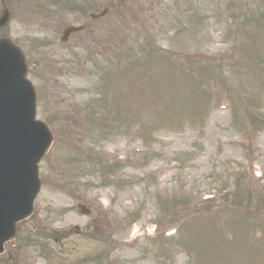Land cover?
<instances>
[{
  "label": "rangeland",
  "instance_id": "374dc122",
  "mask_svg": "<svg viewBox=\"0 0 264 264\" xmlns=\"http://www.w3.org/2000/svg\"><path fill=\"white\" fill-rule=\"evenodd\" d=\"M173 1L161 0L165 8L158 12L167 13ZM180 1L184 17L168 31L182 23L184 28L164 42L146 45L149 36L142 34L137 44L138 36L130 28L136 25L124 26L128 45L136 49L132 66L104 83L99 69L125 61L108 62L114 55L92 50L87 36L75 35L81 45L69 52L56 45L31 50L34 69L38 57L47 61L43 78H36L44 92L38 116L52 109L60 117L59 123L51 118L56 136L40 163L43 186L40 213L34 218L50 227L46 236L54 238L43 243V250L51 256L58 253L57 264L68 261L67 253L75 248L90 256L85 259L91 261L83 264H99L91 254L99 250L109 230L104 226L118 221L114 251L111 255L106 251L100 264H264V0ZM37 3L33 0L25 13L34 14ZM65 57L77 64H54L53 60L66 63ZM140 94L151 103L140 99L139 123L144 128L139 132H129L131 126L123 120L114 124L119 133L108 139L100 132L90 134L88 120L81 121L82 107L90 106L83 99L101 107L106 99L117 112L125 107L135 115L139 110L135 96ZM64 108H73L71 117L64 116ZM72 119L76 127L70 125ZM130 122L133 125L134 119ZM123 123L127 129L119 128ZM152 123L162 124L161 130L149 129ZM95 145L105 157L98 174L90 170L88 160ZM70 158L73 165L66 160ZM123 176L129 179L124 187L114 186ZM99 181L112 183L104 186ZM79 198L96 207L97 223L85 224L88 218L75 207ZM177 200L183 218L175 229L178 233L173 237L160 233L150 241L156 223V232L176 227ZM227 202L233 205H224ZM32 220L22 225V232L31 228ZM76 223L80 228L85 225L86 235L70 234V229L78 231ZM31 240L27 235L25 244L34 247ZM18 243L10 246L14 264H19ZM22 252L35 253L36 264H48L39 248L29 252L22 246Z\"/></svg>",
  "mask_w": 264,
  "mask_h": 264
},
{
  "label": "water",
  "instance_id": "95a60500",
  "mask_svg": "<svg viewBox=\"0 0 264 264\" xmlns=\"http://www.w3.org/2000/svg\"><path fill=\"white\" fill-rule=\"evenodd\" d=\"M21 75L22 105L18 98H14L16 106L7 108L0 104V250L2 241L12 237L14 222L32 208L38 189L31 184L35 162L51 141L47 128L34 119L35 103L23 69Z\"/></svg>",
  "mask_w": 264,
  "mask_h": 264
}]
</instances>
